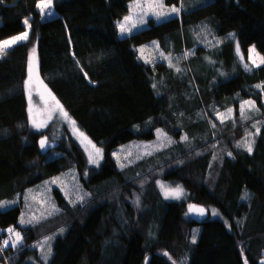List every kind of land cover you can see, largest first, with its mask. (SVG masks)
I'll return each instance as SVG.
<instances>
[{
  "label": "trees",
  "instance_id": "obj_1",
  "mask_svg": "<svg viewBox=\"0 0 264 264\" xmlns=\"http://www.w3.org/2000/svg\"><path fill=\"white\" fill-rule=\"evenodd\" d=\"M82 1L52 0L61 12L43 19L40 0H0L2 25L28 21V38L0 57V202L72 168L88 193L69 205L54 189L59 211L30 227L17 225L21 205L0 210V230L21 229L24 245L48 237L50 255L38 264H260L264 64L246 68L236 51L246 57L254 47L264 58V0H211L180 17L150 19L125 38L117 24L135 0ZM152 41L162 59L149 65L136 49ZM32 53L47 90L103 150L98 168L69 136L39 151L45 133L29 124L24 90ZM246 101L254 107L241 115ZM219 112L231 116L220 122ZM157 130L174 144L118 170L111 152ZM157 182L181 187L188 202L166 200ZM189 204L208 219L194 222ZM8 253L0 251V264ZM27 254L9 264H30Z\"/></svg>",
  "mask_w": 264,
  "mask_h": 264
},
{
  "label": "rangeland",
  "instance_id": "obj_2",
  "mask_svg": "<svg viewBox=\"0 0 264 264\" xmlns=\"http://www.w3.org/2000/svg\"><path fill=\"white\" fill-rule=\"evenodd\" d=\"M86 1L84 0L78 4H83ZM210 1L211 0H183L178 5L168 6L164 4L163 0H135L129 4V14L127 15L132 17L131 23L126 24V27L130 30L121 34L118 27V24L124 21V18L126 17L125 16L117 24L119 37L125 38L133 33L147 28L148 21L150 19H153L156 22H163L174 17H180L182 13L196 9L204 4L209 3ZM137 3L142 6L146 3L162 4V7H130ZM173 7L178 8L179 12L173 13L171 11ZM37 9L40 11L38 7ZM59 11V9L51 7L50 9H45L44 13H41V11L40 13L42 18L44 19L45 17L53 15V13L54 15H58ZM49 12L51 13V15H48ZM154 12H161L163 13V15L159 19H157V17L153 14ZM141 17L143 18V23L140 22ZM132 23H134L136 26L132 27ZM25 31L28 32V25H26L24 21H20L13 27H7L0 23V41L10 40L11 38L20 35ZM23 41H19L12 46ZM11 47L5 49L3 53H0V57L2 56L1 54L5 55V51L10 49ZM141 49H143V52L140 51ZM136 51L139 59L149 65H151L158 59H162L161 48L158 41H152L145 45H142L138 47ZM236 52L242 65L244 67H246L247 65L246 68H258L264 64L261 62V58L263 57L256 51L254 47L248 48L246 57H243L241 55L238 48ZM36 64L37 63L35 55L34 53H32L29 59L27 72L28 74L24 84V90L27 99V114L31 128L33 129V131L39 134L45 133V135L41 139H45L52 143H56L60 141V139H64L69 136V138L75 141V143L82 150L86 158L88 167L98 168L103 161V150L95 143H93L85 134H83V132H81L78 126L73 123L74 121L68 115L67 117L64 116L63 113H65V111H61L62 107L57 103L55 98L47 90V88L39 78ZM30 66L31 73L29 72ZM29 96H31V103L29 101ZM241 107L243 110L246 108H251L250 105L245 103L242 104ZM229 116H231V114L219 112L217 113L216 118L218 119V121L223 122L226 121ZM33 121H35L37 125L41 126H34ZM89 141L91 143H89ZM173 144V141L168 136H166L161 130H157L155 131L154 139L149 141H131L127 144L117 147L111 152V156L115 160L117 169L123 170L124 168L133 165L146 157H151L152 155L157 153L158 150L167 148L169 146H172ZM96 149L100 150L99 153H97ZM162 185L164 186L163 188L161 187ZM156 186L159 192L162 194L163 198H165L166 200L188 202L187 194L181 187L174 186L166 182H157ZM54 189H57L61 193V195L69 205L83 204L87 199L86 197H88V193L83 187L77 170L75 168H72L64 173H60L56 176L43 180L35 186L28 188L23 194L17 195L11 200L0 202V210H6L14 206L21 205V213L17 225L20 227L33 226L41 222L42 220L51 217L53 213L59 211V208H57L56 201L53 196ZM173 189H180L181 191L178 193H173L172 191H170ZM132 203L136 208L139 207V194L134 195ZM9 229H13V231L9 232ZM16 233H19L18 242ZM22 235L23 231L17 228H8L2 231L0 230L1 254H5V249L6 251H10V253H8L9 257L7 264H9V260L12 257H17V255L23 254L24 249L25 251L28 250V254L26 255L25 259L26 262L30 264H38L36 259L43 262L46 261L48 256L50 255V241H48V237H44L43 239H40L39 241L31 245H24ZM5 240L9 242L7 247L4 246ZM13 244H15V247L12 246ZM262 261H264V257L260 260V264H262Z\"/></svg>",
  "mask_w": 264,
  "mask_h": 264
},
{
  "label": "snow or ice",
  "instance_id": "obj_3",
  "mask_svg": "<svg viewBox=\"0 0 264 264\" xmlns=\"http://www.w3.org/2000/svg\"><path fill=\"white\" fill-rule=\"evenodd\" d=\"M37 7L40 9L41 13H44L45 12V9H50L52 7V0H40V3L37 5ZM130 7H134V8H137V7L156 8V7H162V4L146 3V4H144L142 6V5H140V4L137 3V4H134V5L130 6ZM171 11L173 13H178L179 12V9L176 8V7H173L171 9ZM153 14L157 17V19H159L163 15V13H161V12H154ZM48 15H51V13L49 12ZM131 21H132V17L131 16H126L124 18V21L118 24V27L120 29L121 34H123L126 31H129L130 30L129 28L126 27V24L131 23ZM140 22L143 23V18L142 17L140 19ZM24 23L26 25H28V21L27 20H25ZM131 26L132 27H135L136 25L134 23H132ZM29 27H30V25H29ZM27 38H28V32L25 31L22 34L17 35L15 37L11 38L10 40L0 41V53H3L5 49H7L8 47H11L13 44H15V43H17L19 41L26 40ZM33 51H35V49H33ZM140 51L143 52V49H141ZM261 62L264 63V58H261ZM246 67H247V65H246ZM177 71H179V69H177ZM29 72L31 73V66L29 68ZM29 101L31 103V96H29ZM245 104H248V105L254 107V105L252 104L251 101H246ZM61 111L63 112V109L62 108H61ZM30 113H31V109H30ZM63 114H64L65 117H67V113L66 112L63 113ZM241 115H244L243 109L241 111ZM33 124L36 127H40L41 126V125H37L35 123V121H33ZM257 131H259V129H257ZM85 139H86V137H85ZM185 139H187V138L185 137ZM40 143H41V147L43 148L45 146V143L46 142H45V140H41ZM89 143H91V142L89 141ZM243 146L251 154V152L253 150L252 149V143L251 142H245V144ZM93 147H95V146H93ZM96 151H97V153H99L100 150L99 149H96ZM161 187L163 188L164 186L162 185ZM170 191H172L173 193H178L181 190L180 189H173V190H170ZM166 195H167V193H166ZM191 207H194V206H190V208ZM197 211L199 212L200 215H203L204 214V210L203 209H198ZM212 214L213 215H218V213H216L215 210H213V213ZM8 231L9 232H12L13 229H9ZM16 236H17V242H18L19 241V233H16ZM193 243H195V239H193ZM8 244H9V242L7 240H5L4 241V246L7 247ZM12 246L15 247V244H13ZM165 255H167V253H165ZM245 264H247V260H245ZM262 264H264V261H262Z\"/></svg>",
  "mask_w": 264,
  "mask_h": 264
},
{
  "label": "water",
  "instance_id": "obj_4",
  "mask_svg": "<svg viewBox=\"0 0 264 264\" xmlns=\"http://www.w3.org/2000/svg\"><path fill=\"white\" fill-rule=\"evenodd\" d=\"M40 142H41V140L38 143V148H39V151L42 152V153L48 152V151L52 150L53 148H55V143L48 142L47 140H45V142H46L45 146L42 148ZM190 206H194V207L190 208ZM198 209H203L204 210V214L200 215L199 212L197 211ZM188 212H189V215H190L191 219L194 222H197V223L203 222V221L207 220L208 217H209L208 211L205 208H203V207H201L199 205H196V204L189 205Z\"/></svg>",
  "mask_w": 264,
  "mask_h": 264
},
{
  "label": "crops",
  "instance_id": "obj_5",
  "mask_svg": "<svg viewBox=\"0 0 264 264\" xmlns=\"http://www.w3.org/2000/svg\"><path fill=\"white\" fill-rule=\"evenodd\" d=\"M37 63V62H36ZM36 67H37V64H36Z\"/></svg>",
  "mask_w": 264,
  "mask_h": 264
}]
</instances>
